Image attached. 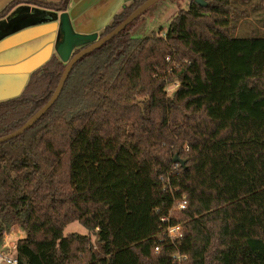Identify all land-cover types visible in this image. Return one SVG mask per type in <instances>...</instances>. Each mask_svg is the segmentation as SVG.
I'll list each match as a JSON object with an SVG mask.
<instances>
[{"label": "trees", "instance_id": "16d2710c", "mask_svg": "<svg viewBox=\"0 0 264 264\" xmlns=\"http://www.w3.org/2000/svg\"><path fill=\"white\" fill-rule=\"evenodd\" d=\"M69 1L35 4L63 12ZM204 1L180 8L164 36L132 37L129 23L73 65L38 121L0 143V246L23 228L17 264H173V246L154 248L183 192L169 222L185 227L186 264H264V35H233L234 0ZM64 66L53 55L0 102V136L47 102ZM174 163L172 194L160 176ZM73 221L94 242L64 234Z\"/></svg>", "mask_w": 264, "mask_h": 264}, {"label": "crops", "instance_id": "0c3cea01", "mask_svg": "<svg viewBox=\"0 0 264 264\" xmlns=\"http://www.w3.org/2000/svg\"><path fill=\"white\" fill-rule=\"evenodd\" d=\"M30 1L0 0V12L15 2L9 12L0 17V102L19 96L31 75L57 55L54 48L58 19H50L45 13L50 9L35 2L59 3L62 0ZM130 1L70 0L66 11L76 32L99 34Z\"/></svg>", "mask_w": 264, "mask_h": 264}, {"label": "water", "instance_id": "95a60500", "mask_svg": "<svg viewBox=\"0 0 264 264\" xmlns=\"http://www.w3.org/2000/svg\"><path fill=\"white\" fill-rule=\"evenodd\" d=\"M157 1L158 0H144L112 30L103 36H100L97 32H76L72 28L67 11L60 13L56 11L45 12L50 19H58V36L54 49L59 59L65 63V66L61 72L58 83L47 102L31 115L19 128L0 136V143L21 135L45 114L59 97L70 70L80 58L119 34L129 23L133 22L140 14L152 7ZM195 2L201 6H206L204 0H195ZM75 49L79 50L74 52ZM173 161L179 162L180 164L184 163V161L177 155L174 156Z\"/></svg>", "mask_w": 264, "mask_h": 264}, {"label": "rangeland", "instance_id": "374dc122", "mask_svg": "<svg viewBox=\"0 0 264 264\" xmlns=\"http://www.w3.org/2000/svg\"><path fill=\"white\" fill-rule=\"evenodd\" d=\"M190 0H158L152 7L140 14L129 26V34L135 38L151 36L152 34L164 36L171 18L180 8H187ZM259 0H234L239 13L236 20V29L233 35L245 37L249 35H264V2ZM22 235L25 232L22 227L15 224ZM78 232L88 233L92 242L95 235L77 221L68 223L63 230L64 234Z\"/></svg>", "mask_w": 264, "mask_h": 264}, {"label": "built area", "instance_id": "2783aa9c", "mask_svg": "<svg viewBox=\"0 0 264 264\" xmlns=\"http://www.w3.org/2000/svg\"><path fill=\"white\" fill-rule=\"evenodd\" d=\"M169 60V57H167ZM178 85V82H173L169 84L166 88V92L170 94ZM178 164L174 163L173 168L163 176H160V179L163 182V189L170 191L173 194V188L171 185V175H177ZM175 190H177L175 188ZM187 196L183 192L179 196L174 197L172 200L171 208L167 216L160 217V221L166 223L162 228V235L158 238V243L156 244L154 250L158 252L160 245L164 242H167L169 245L173 246L175 251L171 254V259L173 264H186L188 256L186 253L180 251L179 247L181 246L182 239L185 233V227L181 223H170V215L173 211L184 210L187 206ZM12 226L8 231L4 232L3 240L0 246V264H17V258L15 256L16 241L21 238V232L15 231Z\"/></svg>", "mask_w": 264, "mask_h": 264}, {"label": "bare ground", "instance_id": "6f19581e", "mask_svg": "<svg viewBox=\"0 0 264 264\" xmlns=\"http://www.w3.org/2000/svg\"><path fill=\"white\" fill-rule=\"evenodd\" d=\"M14 230L17 232L20 231V229L18 227H15Z\"/></svg>", "mask_w": 264, "mask_h": 264}]
</instances>
